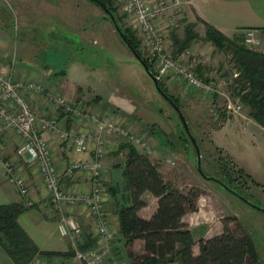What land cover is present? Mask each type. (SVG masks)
<instances>
[{"label": "crops", "instance_id": "0c3cea01", "mask_svg": "<svg viewBox=\"0 0 264 264\" xmlns=\"http://www.w3.org/2000/svg\"><path fill=\"white\" fill-rule=\"evenodd\" d=\"M69 6L70 4H64V0H0V71L6 74H13L17 79L45 82L47 92H28L30 101L38 114L58 119L62 126L72 133L88 130L95 131L96 126L91 121L80 116L65 113L62 107L54 102L48 94H62L70 101L77 102L81 107L91 109L101 115H109L111 119L121 123L130 132L138 136H142L140 133H145V137L148 138L146 140L150 141H148L150 151L142 147L140 143L129 141L125 135L117 131H103L102 133L105 139V152L101 157V164L104 178L107 180L103 206L106 209L108 221L111 223L109 224L116 233L111 245L115 246L118 242L122 247L117 245L123 252V249H126V245L120 230L118 211L120 205L128 202L130 196L123 174L126 154L129 149L123 148L122 145L130 142L140 150L148 151L151 157L159 162L166 178L173 181V175L181 173L180 169L174 168L176 159L169 156L174 153L175 147L173 144L175 142L173 141L175 138L173 141L165 138L168 136V130L162 125L160 117L153 112L152 107L155 108V106L152 102L147 104L149 106L135 102L136 113L133 112L127 115L119 104L111 105L101 93L93 89L89 90L88 86L69 80L66 75L69 70L66 67L67 59H65V57L69 56L63 51L61 53V50L57 49L54 46L55 44H52V40L55 39L54 42L58 45L63 42L67 48L70 46L71 38L69 37L68 41L66 36L67 42H64L65 38L61 35L65 30L58 27L54 28L53 25L50 26L52 29L48 31L49 27L44 29L45 25L50 24L47 21L44 26L40 25L43 17L51 19L57 16L61 19L67 18L65 21L69 25L72 13L71 6ZM62 7L66 10H62ZM11 12L14 17H19L18 15H20L23 23L24 19L30 18L31 21H26V25L22 24V26L17 21L18 24L15 26L13 25L14 17L11 22ZM182 17L189 21L197 22L196 27H204V29H206V22L212 23L230 37L244 33L248 28H254L256 33L261 36V44L264 45V0H186ZM66 25H63V27L70 29ZM57 30L62 34L53 39V31ZM86 31L87 28L83 27V32L85 33ZM85 37L84 35L83 38ZM258 48L264 51V46H258ZM167 84L172 93L180 96L182 101L186 99L187 101L185 102L189 104L195 101L192 96L198 94L213 103L216 101L222 105L223 98H221V94L214 95L212 98V96L204 94L201 90L187 85L179 77H172L167 81ZM97 94L100 95V98L95 99ZM190 107L193 108L192 106ZM142 125L147 128L144 132H142ZM157 130H160L159 135ZM45 136L51 145L54 162L61 173L63 186L74 192H88L91 188L89 170L77 169L72 176H66L63 172L70 161H85L92 158L93 152L91 150H77L74 147L72 137L60 140L51 130H47ZM176 139L180 141L179 137ZM20 142V136L13 129H7L0 135V204L14 201L26 202L25 196L20 193L17 187L7 181L3 160L10 159L14 162L17 171L26 178L30 189L29 194L32 195L31 201L33 202L31 205H26V209L20 214L18 219L40 249L61 252L73 250L74 247H71L73 244H71L70 239L62 235L59 230L58 222L62 213H72L80 222L82 221L83 228L88 231L81 235L83 238L82 242H86V247L93 245L95 240L100 241L101 238L99 239L98 237H101V235L97 232L95 217L87 206L83 204H63L61 208L57 209L51 203L38 163L27 154L25 157L16 154V148ZM121 156H123V159H121ZM150 194L154 203L150 209H147ZM144 197L147 204L140 209L139 214L143 217H149L157 208L158 199L149 191L144 193ZM185 216L184 220L186 221ZM219 232H221V229L217 230L216 233ZM194 237L195 239L200 238L195 234ZM194 247L195 244L193 246L195 251ZM132 249L135 254L144 252L146 250L144 240L137 238L133 243ZM41 256L42 261H47L44 264H56L55 260L57 258L55 255ZM73 258L75 263L72 261ZM72 259L63 258L58 264H82L75 257H72ZM0 264H16L1 243Z\"/></svg>", "mask_w": 264, "mask_h": 264}, {"label": "rangeland", "instance_id": "374dc122", "mask_svg": "<svg viewBox=\"0 0 264 264\" xmlns=\"http://www.w3.org/2000/svg\"><path fill=\"white\" fill-rule=\"evenodd\" d=\"M114 3L117 6L116 15L120 18L119 25H121L122 29H124V26H132L140 38L141 35L137 28L135 17L124 9L125 0H115ZM64 4H70L71 6V25H68V22L65 21L67 18L61 19L58 16L51 19L43 17L40 25L44 26L47 21V23H50L45 25L44 29L49 27L47 31L52 29L50 28L51 25L54 28L58 27L65 30L63 34L59 33L58 30L53 31V39L61 34L65 38L64 42H67L66 36L68 41L69 37L71 38L70 46L67 48L63 42L58 45L54 42L55 39L52 40V44H55L54 46L57 49L59 48L61 53L63 51L69 56L65 57L68 61H66V67H68L69 72L66 75L69 80L88 86L89 90L93 89L101 93L111 105L119 104L127 115L133 112L136 113L135 102H140L141 105L145 104V106L152 102L156 108L152 107L153 112L160 117L162 125L168 130V136L165 138L170 141H173L174 138L176 140L173 141L175 142L173 144L175 147L174 153L169 156L176 159L174 168L180 169L181 173L173 175L174 184L181 189L196 186L201 191L197 201L198 209L188 212L185 216L194 234L197 237L202 236L204 238L212 236L217 230L221 229L222 231L225 219L230 220V217L236 215L243 226L253 234L264 264V211L250 206L236 195L223 189L215 180L206 179L199 173L196 166L195 148L188 134L184 133V126L177 112L157 91L151 77L135 60L129 47L121 40V36L113 22L106 17L107 13L92 0H64ZM62 10L65 11L66 9L63 8ZM18 16L14 17L11 12V22L14 17L15 22L13 21V25L15 26L18 24L17 21L21 23V26L22 24L26 25V21H31L28 18L27 20L24 19L23 23L21 21L22 17ZM63 25L70 27V29H66ZM82 26L87 28L85 33ZM177 26L174 31L167 28L163 30L167 49L171 52H173L172 50L175 46L173 34L175 33L180 38L185 36V23L180 22ZM195 29L199 35L198 38L193 39L178 53L183 52L187 48L192 53H196L186 56L190 67L196 75L201 78H209L210 81L217 83L221 89L228 93L234 101L243 104L240 114L222 112L218 123L209 114L208 110L212 104L221 105L220 103L216 101H214L216 103H213L198 94L192 96L195 100L192 104L185 102L187 101L186 99L182 101V111L198 142L202 164L206 172L224 179L232 186H236L253 202L264 207V126L250 116V107L240 97L232 93V87L236 84L234 79L238 75H235V73L239 72L237 64L233 61L232 53L217 48L211 41L207 40L204 27H195ZM84 35L86 36L85 38H83ZM256 35L258 38L256 46L244 43L257 49H259L258 46H264L261 44L259 33ZM141 45H143L142 42ZM143 50L145 51V49ZM178 53L174 54L177 55ZM197 66L200 67L202 75L197 73ZM222 96L221 98L224 101L225 99ZM146 130L145 125H142V132ZM159 133L160 130H157L158 135ZM140 134L144 139H148L145 137V133ZM178 137L180 141L176 139ZM121 159H123V156H121ZM238 168L245 174L239 172ZM104 181L106 184L107 180L105 178ZM28 190L30 193L29 187ZM27 197L29 200L32 199L30 194ZM28 198L25 197V200ZM152 199L153 197L150 194L147 209H150L151 205H153ZM230 221V224L234 226L235 222L233 220ZM82 230V233L88 232L87 229L83 228V224ZM112 230L114 232L113 237L106 240L103 236H99L98 238H101L100 241L95 240L93 245H89L86 249L84 247L86 242H82V234L76 238L64 235L70 239L71 244H73L71 247L74 248L68 252L54 254L57 258L55 260L56 264L63 258L70 260L72 257H75L82 264H90L87 260H81L76 257L75 246L82 251L96 252L95 257L98 256L97 260L99 259L98 261L96 260V264H126L130 258L126 249H123L122 252L120 249L122 246L118 242L115 246L111 245V241H114L116 237L113 228ZM85 241L87 240L85 239ZM194 248L198 252L199 244L196 243ZM42 260L41 254H38L29 264H44L47 262ZM72 261L75 263L74 258Z\"/></svg>", "mask_w": 264, "mask_h": 264}, {"label": "trees", "instance_id": "16d2710c", "mask_svg": "<svg viewBox=\"0 0 264 264\" xmlns=\"http://www.w3.org/2000/svg\"><path fill=\"white\" fill-rule=\"evenodd\" d=\"M92 1L99 5L96 1ZM102 1L116 15L115 0ZM106 17L111 20L108 14ZM116 17L119 22L120 18L117 15ZM180 22L185 23V36L180 38L173 34L175 39L173 53H178L199 36L195 29L197 22L183 17L180 18L179 24ZM205 25L207 40L217 48L231 52L233 61L238 66L239 72L234 79L236 84L232 87L233 95L240 97L250 107V115L264 126V51L247 46L244 43V33L230 37L212 23L206 22ZM122 30L156 75V63L150 60L143 50L141 37H138L135 29L132 26H124ZM121 40L128 47L122 37ZM134 58L138 62L135 56ZM199 66L196 71L202 75ZM202 78L209 80L207 77ZM159 83L182 108L180 96L169 90L167 81L159 80ZM98 98L100 95L97 94L95 99ZM169 105L173 107L170 103ZM184 133H187L185 129ZM122 146L129 149L123 174L130 198L128 202L120 205L118 211L120 230L125 240L127 255L130 257L126 264H263L253 234L243 226L236 215L230 217V220L235 222L234 226L230 224L229 219H225L221 232L207 238L195 239L184 216L198 209L197 201L201 191L196 186L181 189L166 178L159 162L152 158L148 151L140 150L130 142ZM238 171L245 174L240 168ZM227 184L240 191L236 186ZM146 191L151 192L158 199L157 208L149 217L139 214L140 209L147 204L144 198ZM24 203L14 201L0 204L1 245L16 264H29L38 254L51 256L62 253L40 249L20 224L18 218L26 209L28 199ZM137 238H142L146 247V250L139 254H135L132 249ZM196 243L199 244L198 252L193 249ZM84 247L86 249L85 245Z\"/></svg>", "mask_w": 264, "mask_h": 264}, {"label": "built area", "instance_id": "2783aa9c", "mask_svg": "<svg viewBox=\"0 0 264 264\" xmlns=\"http://www.w3.org/2000/svg\"><path fill=\"white\" fill-rule=\"evenodd\" d=\"M185 3L186 0H125L124 9L135 17L145 52L150 60L156 63V76L159 80L168 81L172 77H179L187 85L201 90L204 94L212 97L223 95L225 100L222 106L213 104L208 110L209 114L219 123L222 112L240 114L243 104L234 101L217 83L204 80L196 75L186 59V56L196 53H192L187 48L175 55L167 49L163 30L173 29L179 24ZM256 34V29H246L244 42L256 46L258 43ZM237 74L236 72L235 75ZM28 92H47V85L43 81L17 79L13 74L0 71V135L7 129L17 132L21 142L16 148V154L21 157L27 154L38 163L51 203L57 209L63 204H83L95 217L97 232L106 240L113 237L114 232L103 206L106 184L101 164V157L105 152V139L102 133L103 131H117L127 136L129 141L140 143L142 147L150 151L148 140L130 132L124 125L111 119L109 115H101L96 111L81 107L77 102L70 101L62 94H48L65 113L80 116L96 126L95 131L72 133L62 126L58 119L38 114L28 97ZM47 130L53 131L60 140L72 137L74 147L79 151L91 150L93 152L92 158L85 161H70L63 172L66 176H72L77 169L89 170L91 188L88 192H74L63 186L61 173L54 162L51 145L45 136ZM3 164L7 181L18 187L20 193L28 198L26 178L17 171L12 160L4 159ZM32 203L28 198V204ZM58 226L63 235L72 238L80 236L83 232L81 222L72 213H62ZM75 254L77 258L87 260L90 264H96L99 260H97L98 256L95 257L96 252L82 251L77 246H75Z\"/></svg>", "mask_w": 264, "mask_h": 264}, {"label": "water", "instance_id": "95a60500", "mask_svg": "<svg viewBox=\"0 0 264 264\" xmlns=\"http://www.w3.org/2000/svg\"><path fill=\"white\" fill-rule=\"evenodd\" d=\"M94 1H96L106 11V13L109 15V17L111 18L113 24L115 25L116 29L118 30L119 34L121 35V37L123 38L125 43L128 45V47L131 50V52L133 53V55L138 60V63L145 69V71L151 77V79H152L157 91L173 106V108L177 112V114H178V116H179V118H180V120H181V122H182V124L184 126V129L187 132L188 136L190 137V139H191V141L193 143V146L195 148V152H196V166H197V169H198L199 173L203 177H205L206 179L215 180L223 189H225V190L229 191L230 193L236 195L238 198H240L241 200H243L244 202H246L250 206H252V207H254L256 209H260V210L264 211V207H261L260 205H258L255 202H253L248 196L244 195L243 193H241L237 189L231 187L225 181L220 179L218 176H216L214 174L207 173L205 171L204 166H203L202 161H201V154H200V148H199L198 142H197L192 130L190 129V127L188 125L187 119H186V117H185V115H184V113L182 111V108L161 87L158 77L152 72V70H150L148 63L146 62V60L144 59L142 54H140L135 49V47L129 42V40L127 39L126 35L124 34L121 26L119 25V23L117 21V17L115 15L114 11L112 9H110L102 0H94Z\"/></svg>", "mask_w": 264, "mask_h": 264}]
</instances>
